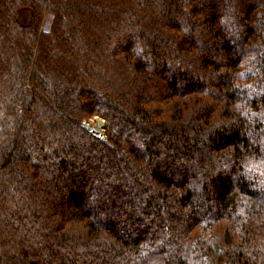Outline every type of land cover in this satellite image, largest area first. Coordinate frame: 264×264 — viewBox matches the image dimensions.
Returning a JSON list of instances; mask_svg holds the SVG:
<instances>
[{
	"label": "trees",
	"instance_id": "1",
	"mask_svg": "<svg viewBox=\"0 0 264 264\" xmlns=\"http://www.w3.org/2000/svg\"><path fill=\"white\" fill-rule=\"evenodd\" d=\"M0 264H264V0H0Z\"/></svg>",
	"mask_w": 264,
	"mask_h": 264
},
{
	"label": "rangeland",
	"instance_id": "2",
	"mask_svg": "<svg viewBox=\"0 0 264 264\" xmlns=\"http://www.w3.org/2000/svg\"><path fill=\"white\" fill-rule=\"evenodd\" d=\"M51 20H52V18H51V16L48 14L47 16H46V18H45V20H44V24H43V29L44 30H48L49 28H50V26H51ZM25 22H26V18H25ZM98 118V119H94V118ZM94 118H92V119H94L95 121H94V124H90L89 125V128L91 127V128H94L95 126H96V124H97V122H99V121H104L106 124H107V122L105 121V120H103V119H101V118H99L98 116H95ZM91 119V120H92ZM91 120H84V121H86L87 123H89ZM84 121H83V123L82 124H84ZM104 123V124H105ZM107 126H108V124H107ZM107 129V128H106ZM106 129H105V131H106ZM105 135V134H104Z\"/></svg>",
	"mask_w": 264,
	"mask_h": 264
},
{
	"label": "bare ground",
	"instance_id": "3",
	"mask_svg": "<svg viewBox=\"0 0 264 264\" xmlns=\"http://www.w3.org/2000/svg\"><path fill=\"white\" fill-rule=\"evenodd\" d=\"M95 119H98L97 117ZM105 122L103 121H99L97 122L96 126L94 128H91L92 131H94L96 134L98 135H101V136H104L103 134V129L105 128L106 126V123L104 124ZM91 123H87V126H89Z\"/></svg>",
	"mask_w": 264,
	"mask_h": 264
},
{
	"label": "water",
	"instance_id": "4",
	"mask_svg": "<svg viewBox=\"0 0 264 264\" xmlns=\"http://www.w3.org/2000/svg\"><path fill=\"white\" fill-rule=\"evenodd\" d=\"M83 126L86 127V128H87L90 132H92L94 135L100 137V138L103 139V140H106L105 135H104V136H101V135L96 134L94 131H92L91 128H89V126H87V122H86V121H84ZM106 128H107V124H106Z\"/></svg>",
	"mask_w": 264,
	"mask_h": 264
}]
</instances>
